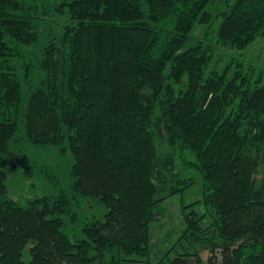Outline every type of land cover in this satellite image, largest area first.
Listing matches in <instances>:
<instances>
[{"label":"trees","instance_id":"obj_1","mask_svg":"<svg viewBox=\"0 0 264 264\" xmlns=\"http://www.w3.org/2000/svg\"><path fill=\"white\" fill-rule=\"evenodd\" d=\"M219 20L217 43L245 51L264 0H0V264H152L162 204L194 184L178 160L205 190L155 264H264V82L233 57L211 68ZM19 133L70 150L75 204L105 206L83 240L66 194L8 197L7 168L32 169Z\"/></svg>","mask_w":264,"mask_h":264},{"label":"rangeland","instance_id":"obj_2","mask_svg":"<svg viewBox=\"0 0 264 264\" xmlns=\"http://www.w3.org/2000/svg\"><path fill=\"white\" fill-rule=\"evenodd\" d=\"M230 1L232 2V0ZM220 23L221 20L217 21L208 35L207 43L214 48V61L211 68L221 71L226 67L228 60L233 57L244 61L246 72L253 78V82L257 79V75H262L264 82V37L257 39L245 51L227 49L217 43V30ZM201 33L199 29L197 34ZM43 44L42 41L39 46ZM250 67L253 71H250ZM62 148L63 146L30 144L25 140L23 134L19 133L11 142V150L26 156L32 163V169L24 171L13 167L7 168L8 197L17 201L21 206H26L30 200L39 197H59L66 194L73 203L72 209L78 218L73 219L72 213L65 216L66 234L73 241L83 240L85 224L94 219H103L107 210L98 199L94 198L81 199L79 205L75 204L76 198L73 197L72 188L76 181L72 172L74 160L70 150H62ZM184 156L189 162L196 163L190 151H187ZM177 167L180 175L193 180L194 184L162 204V215L159 221L151 226L153 240L150 260L152 264H155L159 257L161 258L163 253L179 239L183 229V207L201 201L203 198L205 181L201 173L192 165L185 168L179 160ZM198 210L203 212L204 208L201 207ZM31 246L32 244L24 251L23 259L25 261L31 260ZM208 258V252L202 253L203 264H206Z\"/></svg>","mask_w":264,"mask_h":264}]
</instances>
